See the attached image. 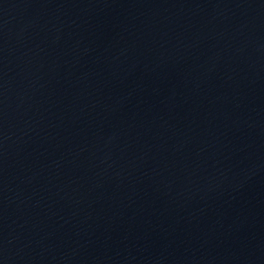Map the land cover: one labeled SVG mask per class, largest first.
Returning <instances> with one entry per match:
<instances>
[{"label": "water", "instance_id": "water-1", "mask_svg": "<svg viewBox=\"0 0 264 264\" xmlns=\"http://www.w3.org/2000/svg\"><path fill=\"white\" fill-rule=\"evenodd\" d=\"M0 264H264V0H0Z\"/></svg>", "mask_w": 264, "mask_h": 264}]
</instances>
